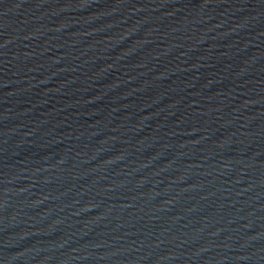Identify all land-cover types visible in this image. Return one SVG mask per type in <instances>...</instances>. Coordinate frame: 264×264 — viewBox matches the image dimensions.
<instances>
[{"label": "water", "instance_id": "95a60500", "mask_svg": "<svg viewBox=\"0 0 264 264\" xmlns=\"http://www.w3.org/2000/svg\"><path fill=\"white\" fill-rule=\"evenodd\" d=\"M0 264H264V0H0Z\"/></svg>", "mask_w": 264, "mask_h": 264}]
</instances>
